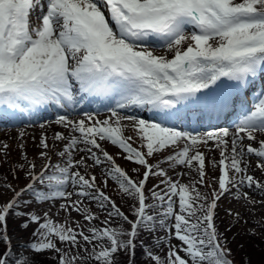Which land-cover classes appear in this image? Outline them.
<instances>
[{
    "label": "snow or ice",
    "instance_id": "snow-or-ice-1",
    "mask_svg": "<svg viewBox=\"0 0 264 264\" xmlns=\"http://www.w3.org/2000/svg\"><path fill=\"white\" fill-rule=\"evenodd\" d=\"M262 76L264 0H0V120L28 127L54 108L60 111L50 123L68 133H54L51 145L46 131L41 135L39 172L22 151L24 186L0 184V199L11 193L0 203V264H137V249L149 264H234L216 223L217 208L233 190L246 210L264 204L249 195L264 196V182L248 174L247 160L255 156L264 172V139L256 135L264 134V91L250 105L237 103L255 91ZM97 99L109 113L106 119L86 108L83 118H70ZM222 120L230 127L202 134L176 127ZM128 127L139 147L124 136ZM24 135L19 133L21 141ZM102 142L137 166L136 179ZM58 144L61 149L53 153ZM19 146L23 150L24 144ZM2 147L7 158L9 145ZM206 152L220 155L208 161L212 170L219 168L215 181L206 171ZM54 154L60 158L56 164ZM162 163L187 169L179 175L190 182L173 181ZM102 165L104 188L108 179L118 186L127 197L128 214L89 171ZM150 177L161 178L160 183L148 188ZM57 201H66L60 204L68 214L64 223L48 211H33ZM85 201L105 214L100 226L94 223L100 216ZM69 210L85 223L72 228ZM114 222L119 226H110ZM12 225L23 230L35 225L29 242L14 247ZM147 236L153 237L151 245ZM165 246L163 256L156 253Z\"/></svg>",
    "mask_w": 264,
    "mask_h": 264
},
{
    "label": "rangeland",
    "instance_id": "rangeland-1",
    "mask_svg": "<svg viewBox=\"0 0 264 264\" xmlns=\"http://www.w3.org/2000/svg\"><path fill=\"white\" fill-rule=\"evenodd\" d=\"M158 54H160V53H158ZM107 116L108 115H102L101 119L102 120L106 119ZM77 119H79V118H77ZM125 123H128V122L126 121ZM46 125H48L46 130L41 129L40 127H36L34 129H30V130H21L25 133V135L23 137V141H21L19 138V133L21 131L10 132V133L7 132L6 134L0 133V184H3L5 182V180L7 182L11 183L14 187H16L17 185L23 186V184L26 183L27 180L25 179V173L22 171H19L20 165L24 164V160L22 157V151L27 153L29 160L34 161L36 163V165H37L36 170H39L41 168V165L44 163V161L37 158V153L39 151V149L37 148V144L39 143L41 135L44 134L45 131H46L47 136L49 137V144L50 145L53 143L52 137H53L54 133L63 132L66 136L68 135V133L65 129H63L59 125H56L55 123H49ZM213 130H215V129H213ZM204 132H206V131H204ZM204 132H201V134ZM123 134L125 137H128V136L132 137V140H130L129 143H131L133 147H139V139H138V137H136V135H135V133L131 127L126 128L124 130ZM256 135H257V140L264 139V134L257 133ZM4 143H7L9 145L7 158L4 155V151H3V147H2V145ZM21 143L24 144L23 150H21V148L19 146ZM245 144H251L254 147L256 146V142H250L247 140H245ZM61 147H62V144H58L57 147L53 149V153H58V151L61 149ZM102 147L106 151H108L110 155H113L116 158L117 164H119L122 168H126V170H128L129 173H131V175H133V177L137 176V174L133 171V169L136 168L137 166L134 165L133 163L125 160L124 154L121 152V150L119 148L111 145L108 142H102ZM168 154H174V153H168ZM82 155H83V153L77 154L75 156V159L79 160ZM157 158L160 159L161 161L164 159V157L161 156L160 154H157ZM213 158L216 161H218L220 159L219 152H206V165H207L206 171L208 172V176L212 177V180L215 181L216 178L219 177L220 171H219V168H217L216 170H212L211 166L208 164V161L213 159ZM150 160H151V163L156 162V160H154V159H150ZM247 160H248V165H249L248 174L253 175L257 180L263 182L264 181V172H262L259 168L256 167V165L258 163L257 158L255 156H248ZM51 161L53 162V164L60 162V158H59L58 154H54L52 156ZM86 163L91 165L92 162L90 160H86ZM161 166L165 170L168 171V175H169V177H171V179L173 181L178 180L181 184H187L190 182L187 175H185V176L179 175V173H182V172L187 173V171H188L187 169H184L182 167H177L173 170L172 168H169V166L167 164H163V163L161 164ZM105 168H106V165H102L100 167L90 168L89 171L96 176L97 184L101 187V189L106 191L107 193H109L112 196V198L114 199V201H116L117 204L119 206H121V208L125 211V213L128 214V205L125 204V200H127V197H125L119 191L118 186L111 179H108V186L106 188H104L103 180L107 179V177H105V175H104ZM14 169H15V171H14ZM142 171H143V169L141 170V172ZM14 176H18L19 181L14 179ZM193 176H195L194 173H193ZM206 178H208V177H206ZM160 179L161 178L152 177L151 180H152L153 185H154L155 181H156V184L160 183ZM205 180H208V179H205ZM196 187L199 188V190L201 192L205 191L204 185H196ZM213 187H215V185H213ZM244 191L249 192V190L247 188H245ZM0 192H3V188H0ZM234 192H235V190H233V194L227 195L225 198H222V200L219 202L218 208H217L218 219H217L216 223L219 226L220 232L222 230L226 231V229L229 226H235V230H237V229L239 230V237L241 238L240 241H243V243H245V248L247 247L250 254L254 255L256 258V250L254 247H253V249L251 248L250 243L248 242V237H249L248 235L251 233H260V229L257 227V225L249 224V221H254V222L259 221L264 226V204L257 203L255 206L248 205L247 208L250 210H246L244 202L242 200L237 201L233 198ZM249 195L257 201L264 199V196L259 195L258 191L257 192H249ZM10 196H11V193H8L7 196H5L3 199H7ZM3 199H0V203L3 202ZM72 199L74 200L73 197H72ZM65 202L66 201H59L58 206H55V203L54 204H49V203L43 204L40 206L35 205L33 208V211H36L39 214H42L43 212L48 211L49 216L55 222L64 223L66 216H68L67 213H63L61 217L54 215L53 213L57 214V210L60 208V204L65 203ZM85 204L88 205L92 210H94L95 214L100 216V219H101L100 221H103L105 219V214L99 212V210L95 207L94 204H89L87 201H85ZM224 207L226 208V210L223 213H221V210ZM177 210H178V199H177ZM229 210H231L233 215H231V216L228 215ZM69 211H70L69 225L72 228L77 227L76 222L85 223L83 221V217L81 215L77 214L75 211H71V210H69ZM236 213L240 214L239 220L235 219ZM221 223H223V224H221ZM118 226L119 225L117 222L116 226H114V227H118ZM11 227H14L15 229L17 228V230L13 234V239H12L13 246L15 247L18 243H20V244L25 243L26 242V238H24L25 230L19 228L16 225H12ZM156 235L164 236L165 233L163 231H158L156 233ZM226 237H227V235H226ZM152 241H153V237H152ZM225 241L227 242V238L225 239ZM172 243L178 244L179 242L177 240L173 239ZM239 249H241V253H242L243 247L242 246L237 247V250H239ZM155 251L157 254L163 256L167 252V247L166 246L163 247V251H161L160 249H155ZM181 255H183V253H181ZM230 257H232V255ZM255 261H256V263L259 262V260H257V258ZM137 264H149V262H148L147 258H144L143 260H141Z\"/></svg>",
    "mask_w": 264,
    "mask_h": 264
},
{
    "label": "trees",
    "instance_id": "trees-1",
    "mask_svg": "<svg viewBox=\"0 0 264 264\" xmlns=\"http://www.w3.org/2000/svg\"><path fill=\"white\" fill-rule=\"evenodd\" d=\"M226 210V208L224 207L221 210V213H223ZM101 220V219H100ZM94 221V223L97 226H100L101 221ZM117 222H114L112 225V227L116 226ZM223 224V223H221ZM249 224L251 225H257V227L260 229V233H251L248 236V242L250 243L251 248L253 249V247L256 250V258L257 260H259L258 263H256V258L254 255L250 254L248 248H245V243H243V241H240L241 238L239 237V230H235V226H229L226 231L222 230V234H223V238L224 240L227 238V248L231 250V255L232 257H229L230 259H233L234 264H264V226L261 222H254V221H249ZM33 228H35V225H31L30 228L28 230H25V236L24 238H26V242H29L30 238H31V231L33 230ZM237 228V227H236ZM230 229V230H229ZM17 230V228H16ZM227 235V237H226ZM145 239V243L151 245L152 243V237L151 236H147L144 237ZM60 246V245H58ZM242 246L243 247V251L241 253V249L237 250V247ZM3 246L0 245V248H2ZM246 249V250H245ZM24 255H29V253H23ZM54 253H49V256H54ZM144 257L141 252L140 249H137V263H139L141 260H143ZM52 264H56L55 260L52 261Z\"/></svg>",
    "mask_w": 264,
    "mask_h": 264
}]
</instances>
